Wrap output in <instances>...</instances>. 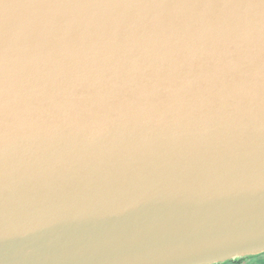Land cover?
Listing matches in <instances>:
<instances>
[{"label":"water","instance_id":"obj_1","mask_svg":"<svg viewBox=\"0 0 264 264\" xmlns=\"http://www.w3.org/2000/svg\"><path fill=\"white\" fill-rule=\"evenodd\" d=\"M261 252L264 0H0V264Z\"/></svg>","mask_w":264,"mask_h":264},{"label":"clouds","instance_id":"obj_2","mask_svg":"<svg viewBox=\"0 0 264 264\" xmlns=\"http://www.w3.org/2000/svg\"><path fill=\"white\" fill-rule=\"evenodd\" d=\"M242 264H264V252L243 258Z\"/></svg>","mask_w":264,"mask_h":264},{"label":"trees","instance_id":"obj_3","mask_svg":"<svg viewBox=\"0 0 264 264\" xmlns=\"http://www.w3.org/2000/svg\"><path fill=\"white\" fill-rule=\"evenodd\" d=\"M240 261H242V260H240ZM240 261H237V262H228L226 264L239 263Z\"/></svg>","mask_w":264,"mask_h":264},{"label":"rangeland","instance_id":"obj_4","mask_svg":"<svg viewBox=\"0 0 264 264\" xmlns=\"http://www.w3.org/2000/svg\"><path fill=\"white\" fill-rule=\"evenodd\" d=\"M232 264H242V261H240L239 263H232Z\"/></svg>","mask_w":264,"mask_h":264}]
</instances>
